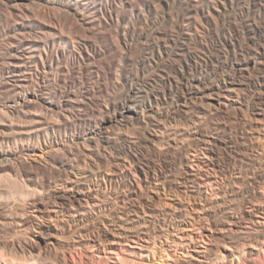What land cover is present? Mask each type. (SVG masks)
Segmentation results:
<instances>
[{"label": "bare ground", "instance_id": "obj_1", "mask_svg": "<svg viewBox=\"0 0 264 264\" xmlns=\"http://www.w3.org/2000/svg\"><path fill=\"white\" fill-rule=\"evenodd\" d=\"M256 15L264 17V0H0V113L3 125L24 133L0 147V179L18 185L6 188L11 198L0 203V226L22 222L30 209L36 219H51L49 204L59 205L90 239L76 246L78 259L72 253L71 262L64 256L62 264H86L84 245L94 248L111 230L103 219L100 225L102 212L115 226L134 220L127 217L132 212L145 217V234L136 233L134 241L161 238L178 221L187 222L182 201L159 208L152 197L141 200L143 186L159 184L202 202L204 213L189 223L215 247H194L200 264L213 257L226 262L218 254L222 243L232 250L233 241L242 251V238L264 242V145L244 117L228 115L208 141L207 166L222 177L214 194L229 201L220 219L207 212L215 202L203 186L211 180L203 181L188 156L205 140L198 133L183 140L167 135L168 122L198 126L199 116L236 95L264 126V58L235 36L255 39ZM201 34L212 43L199 44L204 52L198 55ZM162 97L170 105L165 118L156 112ZM137 125L141 130L135 131ZM133 127L124 143L172 149L181 170L151 164L137 152L122 156L116 134ZM26 161L40 171L26 177L15 170ZM50 165L62 172L47 176L41 169ZM121 174L129 175V183L119 181ZM52 183L71 191H53ZM76 230L80 243L87 235ZM189 237V246L198 241ZM22 250L0 248V264H38L32 251Z\"/></svg>", "mask_w": 264, "mask_h": 264}, {"label": "rangeland", "instance_id": "obj_2", "mask_svg": "<svg viewBox=\"0 0 264 264\" xmlns=\"http://www.w3.org/2000/svg\"><path fill=\"white\" fill-rule=\"evenodd\" d=\"M252 18L260 28V31L254 34V38L255 37L256 38L246 39L244 35L240 32H235L236 34L235 36L242 39L245 44H250L252 46L253 52L256 55L262 57L263 59L264 58V17L260 15H256V17L254 16ZM207 36L208 35L206 34L203 36L201 34L199 36L200 42L194 49L195 53H197L198 55H203L204 52L203 47L207 45V42L208 44L212 43V41L210 40L211 38ZM201 43L202 45L205 43L204 46L199 45ZM237 98L239 99V96L237 95L234 96V99H232V96L222 98L223 103L220 104L219 106H216L218 110L214 109L213 110L214 113L211 110L209 112L210 114L208 115L203 114L199 116L200 120L197 119V121L199 122L197 124L198 126H196L197 122L195 124L193 123L194 124L193 125V124H188L186 121L185 122L181 121L182 123H179L177 125V123L174 124L173 122V124H171L170 122L167 121L168 122L167 125H169L167 126L168 129L166 128L168 130L167 133L169 132L167 134L168 137H172V138L175 137L177 140H183L184 137H186V135L191 136L198 133V135L201 136L203 140H205V142L200 141L199 143L200 146L195 147L196 149H191L189 151L188 156L190 157L191 161L194 162L193 165L194 171H196L199 175L203 176L204 178L203 181L211 180V184L209 183L208 185L203 186V188L207 190L206 191L207 194L215 202L213 207H210L207 211L209 212L212 219L214 217L220 219L222 217L221 216L222 210L226 209L227 205L229 204L226 203L229 201L223 202L225 196H223L224 198H218L216 197V194H214V192L219 191V185L221 184L219 182L217 183L215 180L216 178H218L221 182L222 177L219 176V174L215 173L213 169L207 166V163L209 161V152L207 149V146L209 145L208 141L214 138L217 128L216 125L217 124L220 125L221 123L225 122L227 120V117H229L228 115L237 116L241 119L244 117L249 132L259 137L258 139L259 143L264 145V126L262 124L263 122H261L260 119H258L257 116L252 113L250 108H247V105L245 103L241 101H237ZM155 104H157L158 106L157 105L156 106L160 109L159 110L158 108H156V112H159L158 116L160 118H165L164 117L165 112L167 111V108L170 107L169 103H167V100L162 97ZM5 119L6 118L4 117V115L0 113V147L6 144L7 139L14 138L16 135L20 136L24 134L21 133L20 130H18L17 128H10L9 126L3 125L2 123H5L6 121ZM23 121L24 119L22 121L16 120V122L20 124L23 123ZM125 129L127 128L122 129L120 131L121 133L116 134L118 135V139L123 143L122 146H120L122 148L117 149L120 151L122 156H126L125 158H128L127 156L130 155L132 152H137L140 156H143V158L147 156L148 159L146 158V160H148L149 163L151 164L156 163L155 164L156 166L162 168L164 166H165L164 168H167L171 165V168L174 169V171L181 170L180 168L182 167V165L180 162H178L179 159L178 161H176L177 158L175 155H173L174 151L172 149H170L172 151L170 150L164 151L163 149L161 150V148L160 149L157 148V146L155 145H149V147H146L145 145H139L136 146L135 149L133 146L129 147L127 143H124L123 136L131 135L132 133H130L129 131L134 132V127L130 128L129 130L127 129V132L125 131ZM136 130H141V128L139 129V126L137 125L135 126V131ZM158 134L161 135V132H159ZM160 154L161 155L163 154V156H161ZM28 159L30 161L33 158H28ZM29 161H26L25 164L23 165H18V167L16 165L15 170L18 169L17 171L23 173V175L26 177L28 174L32 173L33 171L39 172L40 170L37 169L38 167H36L34 164H32ZM199 164H201V166H199ZM131 168H132L130 169L131 171H128V173L130 174L131 172L134 173L133 171H135V165L132 166ZM47 169L48 167L45 169H41L44 172L46 171L45 174L47 176L50 175H52V177L58 176L62 172L61 169H59L56 166L52 167L50 165L49 169L48 170ZM105 175L108 178L109 176H112V173L105 170ZM126 175L127 174L124 175L121 174L118 176L119 181L123 184L129 183L128 181L130 180L129 179L130 177L129 175L127 176ZM0 181H1L0 193L2 192L1 193L2 196L0 194V203L2 202L1 204H3L6 203V201L8 199L10 200L11 198L10 197L11 195L7 193L9 192V189L11 188L17 189L15 187H18V185L17 184L16 186L13 185L12 184L13 182L11 180L10 181L12 183L6 180V183L7 182L8 183L5 184V180H3V178H1ZM12 185L14 186V188L12 187ZM51 190L53 191L61 190L63 192L71 191L70 187L63 186L62 184L55 185V183H52ZM6 195L8 196V198ZM140 196H141V200L142 201L144 200V202L147 201V199H151L152 197L153 199L151 200H153L154 205L156 204V206L159 208H169L177 204L180 205V201H182L184 204L188 205L187 206L189 210L188 212L190 213V215L187 216L185 219L187 222H183L182 220L178 221L176 223L178 226L176 228L170 227L166 235H164L161 238L155 240L149 239L148 242L145 239H141V240L135 239L134 241L133 237H135L136 233H140L142 235L145 234V225H144L145 217H137L135 216V213L132 212L127 217L128 218L135 217L134 220L130 219L133 222L129 220H125L122 222L121 220H118L117 223L119 224L118 226L117 225L115 226L110 220L111 215L102 212V214L100 215V225L103 226L101 222L103 219L106 222L107 227L111 228V230L104 232L105 234L103 235V237L105 240L103 242H100V244L98 243L94 248H90L84 245L83 253L84 256L86 257V258L84 257V260L86 259L85 260L86 264H200V260L196 257L197 251L195 250L205 249V247L207 246L215 247L214 245L215 243L212 242L209 243L208 238H206L207 242L202 241L198 236L197 229H195V227L191 223H189V221L193 222L196 218H199L204 213L202 207L203 204L200 200L191 198L190 196H187L183 192H176V191L174 192L173 190L165 189L159 184L156 185L154 184L149 187L143 186V189L140 191ZM107 203L108 204L110 203L111 205V203L113 202H107ZM49 207H51L52 210L49 212V214L53 215V218L51 219L48 216L41 217L40 219L38 218L36 219L34 215H36L37 212L34 211L33 209H30L29 214H31L32 216L28 215L27 217H25V219L22 220V222L16 223L14 225L7 224L4 226H0L1 250L8 253H12V252L17 253L19 255L23 254L22 249L27 250L28 253L30 250L37 258L38 264H62L64 262L65 257H68V261L71 262L72 255L70 254L72 253L78 259L79 257L77 256L76 253L78 249L76 248V246L78 244H85L86 241L90 242L89 236L87 235V231L84 230L81 227V225L79 226L76 223L70 222L68 218H66L64 213L60 211L59 205L49 204ZM120 209L121 210L115 211L113 214H116V212L122 213L123 208ZM3 210L1 211L3 212ZM10 220L12 219L10 218ZM120 223H124V226H122L123 228L119 227ZM77 228L80 231L84 230V232H86L87 235L86 237L84 236V239L82 240L83 242L81 241L80 243L79 241L81 240V237L79 234H77V230H76ZM191 233L194 237L198 238L197 239L198 241L196 240L197 242L191 243V246H189L187 242L188 243L190 242L189 236ZM127 234L134 236L129 237ZM90 235H92L91 232ZM136 240H138V242ZM241 240L246 242V245L241 247L243 248L242 251L236 249L235 246L237 245V243L233 241L228 242V244L232 247V250L223 247L225 246V244L223 243L220 244L222 245L221 247L222 253L218 252V254H224L226 257L225 258L226 262L220 261L219 259H216V257H213L209 261H207L208 263L204 262V264H215V263L216 264H264V242L254 238H242ZM254 244L255 247L253 246ZM89 254L90 256L94 254L92 258L94 260L90 258ZM24 261L25 260H23V262ZM30 262H32V260Z\"/></svg>", "mask_w": 264, "mask_h": 264}]
</instances>
